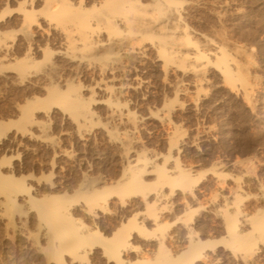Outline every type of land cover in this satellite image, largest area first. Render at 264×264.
<instances>
[{
	"label": "rangeland",
	"instance_id": "374dc122",
	"mask_svg": "<svg viewBox=\"0 0 264 264\" xmlns=\"http://www.w3.org/2000/svg\"><path fill=\"white\" fill-rule=\"evenodd\" d=\"M102 2L0 0V121H11L0 135V170L36 199L58 198L82 236L99 230L109 239L134 223L126 264L175 259L190 241L203 248L183 264H264V234L251 222L264 214V0H126L142 12L125 11L88 47L69 46L70 24L42 14ZM87 17L104 27V14ZM30 38L40 46L34 63ZM223 54L232 80L218 63ZM53 90L84 101V112L59 105ZM27 102L30 120L20 124ZM132 169L144 193L111 190ZM26 197L10 205L0 193V264H115L85 242L57 256ZM236 234L252 245L233 243Z\"/></svg>",
	"mask_w": 264,
	"mask_h": 264
},
{
	"label": "bare ground",
	"instance_id": "6f19581e",
	"mask_svg": "<svg viewBox=\"0 0 264 264\" xmlns=\"http://www.w3.org/2000/svg\"><path fill=\"white\" fill-rule=\"evenodd\" d=\"M126 0H103L100 7L94 5L91 10H84L82 8L72 9L69 5L63 3L59 8L51 10L49 8H44L42 14L50 19L51 21H56L58 24H70V27H64L66 29L67 43L74 45L77 41L82 43V46L88 47L91 44V39L95 37L102 29L115 30L117 29L116 19L120 15H124L125 11L141 13V7L138 5H129L125 7ZM104 14L103 25L100 24V20L95 24H92L88 19V15L92 12ZM24 19L30 20V28L36 20V12L33 8L29 11L24 10ZM128 20V19H126ZM68 28V29H67ZM40 50V46L35 43V40L30 38V63L35 62L34 54ZM43 55L46 54L47 49L43 48ZM218 63L223 66V72L228 80L234 79L235 75L230 70L227 59L223 54L219 59ZM54 93V94H53ZM49 96L55 98V101L64 108L78 114L79 112H84L86 103L79 98H74L67 96L61 92L55 93L51 91ZM50 98V97H49ZM31 103L27 102L25 105L21 106V114L18 118V123H23L24 121L30 120L29 110ZM10 120L8 122L0 121V135H2L8 129L10 125ZM160 176L167 183H174L175 180L169 179L162 170L158 171ZM190 177L185 172L179 173V181L189 180ZM191 181V180H190ZM147 186L141 180V170L132 169L130 177L125 183H118L117 186L111 188V190L116 191L119 194L130 195L136 193H144ZM0 193L4 195L6 201L10 205H14L18 195L26 194L27 200L31 206L37 208L38 216L43 220L49 228L50 239L53 243V249L56 251V255L62 257L64 251L74 253L77 250L78 245L81 242H85L89 245L99 244L103 247L104 252L110 256V258L115 260V264H126L122 259V252L129 251L133 247L130 244L131 232L128 230L132 228L140 229L134 223L129 222L127 225H122L121 228L116 231L111 238L107 239L100 233L99 230L93 232L89 235L82 236L80 228H77L75 220L72 219L68 213H63L60 210V204L58 198H48L45 197L41 200L34 198L30 194V187H27L25 181L19 177L13 175L12 172L5 173L0 170ZM99 196L98 192L93 193L88 197L89 200H95ZM20 212V209H17ZM231 230L234 228L233 220H230ZM253 230L259 231L264 234V214L257 218L251 219ZM233 243L240 247H250L253 243L250 235H239L236 234L233 237ZM206 245V244H205ZM209 246V245H207ZM203 248V245L199 242L190 241L189 247L186 251L175 259L170 258H157L154 262L143 261L145 264H183L184 260L198 255ZM159 253L167 254L166 250H162L159 247ZM160 255V256H161Z\"/></svg>",
	"mask_w": 264,
	"mask_h": 264
}]
</instances>
